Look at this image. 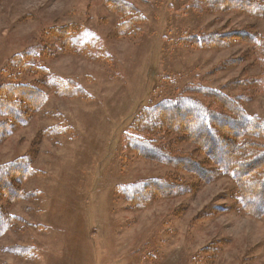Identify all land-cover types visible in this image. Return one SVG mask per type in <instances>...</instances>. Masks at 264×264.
Listing matches in <instances>:
<instances>
[{
  "label": "rangeland",
  "instance_id": "rangeland-1",
  "mask_svg": "<svg viewBox=\"0 0 264 264\" xmlns=\"http://www.w3.org/2000/svg\"><path fill=\"white\" fill-rule=\"evenodd\" d=\"M262 42L258 0H0V90L15 89L5 100L25 119L0 137V170L25 159L30 172L0 181V264H264V213L240 201L248 178L224 172L188 127L208 137L211 124L210 144L224 138L239 162L250 161L243 141L264 139L168 108L172 122L153 115L146 141L178 159L127 138L146 110L180 97L264 122ZM141 182L154 187L145 200L122 195Z\"/></svg>",
  "mask_w": 264,
  "mask_h": 264
},
{
  "label": "trees",
  "instance_id": "trees-1",
  "mask_svg": "<svg viewBox=\"0 0 264 264\" xmlns=\"http://www.w3.org/2000/svg\"><path fill=\"white\" fill-rule=\"evenodd\" d=\"M198 3L200 0H197ZM213 1V0H212ZM240 1V0H239ZM261 3H264V0H258ZM234 3H240L238 1H234ZM262 5V4H260ZM259 6V5H257ZM83 37H81L80 34L74 35V36H68V41L69 44H77V42L74 41V38H82V40H86L87 39V33H81ZM206 40L211 41V39L206 38ZM201 44V43H200ZM263 42L261 44L262 47V52L264 53V48H263ZM74 46V45H73ZM37 55V54H36ZM23 59H28V55H23L22 56ZM30 65H35L34 63H30ZM26 66V65H25ZM50 85L55 86L54 88L56 89L57 92H61V95L64 96H69L70 92H72V96L81 94L82 91L80 89H74L69 82L67 81H61L59 82L58 80L50 81ZM23 87V86H22ZM8 89L9 86H8ZM4 91L0 90V102L2 104V97L4 102L8 105H3V107L5 108L4 112H1V115L3 116V113L7 115L9 122L5 123L2 122L0 123V137H4L6 136L8 133L11 132L12 128L15 127L16 123L20 120L21 122H23L25 119L24 117H21V115H19V117L14 119V114L12 111L18 110V108L14 107L12 105V103H8L7 100H9L11 98L10 95H12L13 93L15 94V89H10V91L8 93H2ZM33 93V92H31ZM68 94V95H65ZM31 95V101H33V99L35 100V102H37V98L35 97L37 94H30ZM7 99V100H5ZM20 101H17L16 104H19ZM33 105H36L35 103ZM35 108V106H33ZM164 107V108H163ZM168 110H174L173 113L174 115H178V113L181 111L182 114L180 116L184 117L183 113L186 114H190L192 116H196V115H205L208 119V117L212 120V123L214 124V122L217 123L220 121H229V124H231V126L233 127V129H240V127H244L242 130V134L243 135H247L250 134L251 136L257 137V138H262L264 139V122L260 121L258 119H256L255 117H251L249 118V115L244 114L243 112H240L239 108L236 107L234 108V110H236V112H238L239 116L238 118H230L228 119L227 117L223 118L220 115H217L214 112H210L208 111V109L203 105L200 104L199 102H197L196 100H191L189 98H185V97H180L174 100H166V101H162L161 103H159L158 105L154 106L153 108H150L148 110H146L143 114H141L136 123L131 126V130L130 132L127 134V138L130 141V148L135 150V151H139L142 152L144 155H155L158 156L159 159H162L163 161H169V158L171 159H178L176 156H171L168 155L164 150L160 149L158 146L156 147V143L155 142H159L156 141L155 138L153 139V141L151 142V144H149L150 142H147L146 140V135H151L153 131L156 130L157 127V123H155L154 119H153V115H157L160 114V116L158 117V123L162 125L163 120L166 123H171L172 119L171 116H165L164 115V110L167 109ZM19 111V110H18ZM12 112V113H9ZM8 113V114H7ZM19 114V112H17ZM24 114H26L27 112H24ZM15 116H17L15 114ZM165 116V117H164ZM173 116V115H172ZM191 116V117H192ZM1 117V116H0ZM186 118V117H184ZM205 118V117H204ZM144 119L146 121H144ZM17 121V122H16ZM161 121V123H160ZM141 123V124H140ZM202 131L206 133H213V128L209 125V123H202ZM228 124V123H227ZM171 129V128H170ZM188 129L192 132V135L196 138H200V139H205L203 142L204 147L211 153L212 158H214L219 166L222 167V169L224 170V172L229 173L230 175H232L234 178H238L241 181L244 182L245 178L247 179V185L246 186H242V191L240 192V201L242 204V207L245 208L246 210L250 211L252 214L254 215H262L264 213V174L262 176V179H258L257 177L260 176L262 173L261 171L264 168V146H257L255 142H242V145L240 146L242 148V150H246L247 151V156L244 159H248L250 161H245L244 162H239L236 161L233 153L229 152L228 149L226 150V152H221L220 151V146L223 145V143L226 145V140H224V138H220L218 141H215L213 138L212 140L215 141V145L212 146V144H210V134L208 133V137L206 136H201L200 133L202 132H195L194 128H189ZM62 132V130L60 131ZM59 132V133H60ZM55 133V132H53ZM161 142V141H160ZM230 145V142L228 143ZM211 145V146H210ZM151 146V147H150ZM161 147V146H160ZM165 149V148H164ZM166 150V149H165ZM229 152V159L225 160L224 159V155H226ZM239 162V163H238ZM226 163V164H225ZM248 163L250 165V167L254 166H258L260 167V170H256V171H248L247 168L249 167ZM255 163V164H253ZM226 165V167L223 168V166L221 165ZM259 171V173L256 174V172ZM5 173H7V175H16L18 174V178L20 176H24L25 174H29V170H28V162L25 159H20L18 162H14L12 164H10L9 166H7L6 169L0 170V181L5 179ZM262 181V183H260ZM252 183V184H251ZM153 184H156V182H153ZM163 185L165 188H168V185L165 183H161L159 184V186ZM10 187V186H9ZM251 187L256 188L259 187V189L253 190ZM154 188L151 183L150 184H145V183H138V184H132L130 186L127 187H122V195L125 196L126 198H128L129 200H136L138 202H142V200H145L148 197V192L150 193V189ZM176 189L173 188V190L171 192H174ZM254 202H253V201ZM0 215H1V211H0ZM0 221H2V217L0 216ZM3 229H2V222L0 223V235L2 234Z\"/></svg>",
  "mask_w": 264,
  "mask_h": 264
}]
</instances>
